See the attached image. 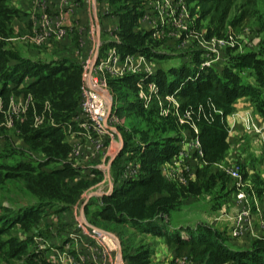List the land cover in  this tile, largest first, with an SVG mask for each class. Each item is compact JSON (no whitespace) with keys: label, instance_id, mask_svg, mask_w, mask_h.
<instances>
[{"label":"crops","instance_id":"crops-1","mask_svg":"<svg viewBox=\"0 0 264 264\" xmlns=\"http://www.w3.org/2000/svg\"><path fill=\"white\" fill-rule=\"evenodd\" d=\"M117 7L111 0H4L0 6V52L5 55L6 67L19 66L22 60L48 69L62 66L55 78L65 83L77 73L78 89L73 93V107L63 104L57 110L53 103L64 101L63 89L56 87L43 97L29 89L48 69L26 74L18 83L10 80L5 94L0 80V157L13 159L19 153V162L42 172L71 170L66 188L81 186L72 201L53 197L41 202L34 196L38 204L32 208L52 218L60 248L74 247L70 252L74 264H139L131 258L141 251H147V264H211L208 255H178L165 241L168 234L188 239L185 229L196 225L219 232L233 251L248 250L255 241L264 245V85H259L256 69L241 63L250 55L264 60V31L258 24L250 32V18H246L228 25L222 36L210 35L207 22L196 24L187 0H138L129 4L138 14L132 31L147 36L153 55L127 53L119 48L123 22ZM85 62H89L86 79L82 76ZM208 71L231 87L232 82L224 78L230 71L249 90L230 102L220 93L188 100L190 88L183 91L185 85L204 79ZM181 74L184 77L178 81ZM127 77L135 78L133 92L127 86L120 90L128 100L138 99L144 109L154 105L159 118H171L176 126V152L156 166L173 189L152 193L146 205L160 199L168 202L158 217L137 225L131 221L110 224L97 216L104 198L123 183L146 177L139 159L144 144L138 136L128 139L130 119L117 113L120 91L112 82ZM158 77L170 86L168 90L156 82ZM84 83L117 114L113 139L90 135L81 127L78 94ZM29 99L31 103L19 119L12 107ZM186 112H191V119L185 118ZM215 122L223 133V148L210 147L215 136L202 133V125ZM25 126L34 131L60 129L68 147L66 157L52 160L32 148L23 137ZM20 189L30 194L22 184ZM80 223L83 229L95 228L111 237L115 250L100 256L99 246L86 230H80ZM70 231L78 236L83 233L82 239L74 242L72 233L67 234Z\"/></svg>","mask_w":264,"mask_h":264},{"label":"trees","instance_id":"trees-1","mask_svg":"<svg viewBox=\"0 0 264 264\" xmlns=\"http://www.w3.org/2000/svg\"><path fill=\"white\" fill-rule=\"evenodd\" d=\"M192 4L190 14L196 15V24L204 21L207 22V32L210 35L222 36L228 25H235L238 22L250 18L251 6L254 0H187ZM4 0H0V6ZM112 4L117 5V10L122 12V42L119 47L122 52L133 53L140 51L151 56L150 41L146 35L133 33L132 27L137 12L135 8L129 9V4H136L138 0H111ZM264 6V0L261 1ZM238 5V6H237ZM257 8L254 10L256 13ZM236 13L231 17V15ZM238 11V12H237ZM262 31H264V11L257 19ZM256 69L258 83L264 85V60L256 59L254 55L246 56L241 62ZM63 64V63H60ZM79 70L78 67H76ZM48 66L37 64L28 60H22L19 66L7 68L4 53L0 52V80L2 81V94L7 93L6 85L12 80L18 83L26 74H40ZM63 67L57 66L48 69V72L30 86V90L36 96L43 97L48 92H53L56 87L61 88L64 92L61 94L63 102L53 103L55 109L60 110L63 104L67 108L74 105L73 93L78 89L77 73L71 75V80L60 83L56 79V75L62 72ZM184 77L181 74L178 81ZM224 78L227 82H232V86L223 85L226 83L221 78L209 72L204 79L187 83L183 91L189 89L187 98L190 101H197L205 96L216 94L226 96V101L230 102L235 97H239L246 93L248 86L243 85L236 75L230 71H226ZM134 77H127L123 80H115L112 82L117 91L121 87L127 86L128 90L134 91ZM156 82L160 84L162 89H169L170 86L165 85L162 78H157ZM173 86V85H172ZM252 91L254 89L250 88ZM182 91V92H183ZM79 95V94H78ZM127 94L121 92L117 96L119 117L129 118V125L132 133L128 135V139L138 136L144 144V149L139 152V159L142 170L146 177L129 183H123L121 187L115 190L111 196L104 198V206L97 213L100 219L110 224H122L124 221H131L134 225L144 221H152L163 210L166 200H157L152 205L147 206L148 197L155 192L163 189L172 191L170 184L163 181L159 175L156 166L170 159L176 152L174 142L176 137L170 136L169 133L175 132V122L171 118H159L154 105L148 109H144L140 101L128 100ZM56 116V115H55ZM57 117V116H56ZM217 122L211 126L202 125V133H212L215 137L210 141V147H224L223 133L217 129ZM23 137L25 141L34 149H40L45 152L50 159L60 160L66 157L68 147L62 142V135L58 128H43L38 131L31 130L28 126L23 128ZM211 135V134H210ZM138 149V148H137ZM210 158V157H209ZM211 159V158H210ZM0 184L6 181L12 183L17 182L33 196L38 197L41 202L52 200V198H66L72 201L81 188L80 185L67 189L65 179L71 176V170L64 168L62 170L52 172H42L37 168L23 162L14 165L0 164ZM41 214L36 208L18 210L17 212L7 211L0 217V233L4 226H12L18 222H25L29 218H38ZM10 217L12 218L11 220ZM36 224V223H35ZM32 229V228H31ZM189 234L188 239H182L179 235H166L165 241L170 248H173L178 255L193 256L194 258H202L209 256L211 264H264V245L260 241L252 243L248 250L233 251L225 244L222 235L205 225H196L193 228H186ZM147 251H141L131 259L139 260V264H147L144 259L147 257Z\"/></svg>","mask_w":264,"mask_h":264},{"label":"rangeland","instance_id":"rangeland-1","mask_svg":"<svg viewBox=\"0 0 264 264\" xmlns=\"http://www.w3.org/2000/svg\"><path fill=\"white\" fill-rule=\"evenodd\" d=\"M261 1L262 0H254L255 3L251 6L250 32H254L256 26L259 27L257 19L264 11V6H262ZM256 8L257 10L254 14L253 12ZM262 37H264V32L262 33ZM166 65L171 66V62H167ZM174 134L173 132L169 133V135L172 136H175ZM19 161V153H16L13 159H11L9 155L6 158L0 157V164H7L9 166ZM3 172L4 170L0 173V178L3 176ZM20 186V183H12L10 181L0 184V217L3 216L6 211L7 213L12 211L17 212L18 210L24 211L38 204L34 196L23 193ZM12 218L15 217H10L9 220ZM40 222L46 223V226L42 228V235L49 241L51 249H58L61 247L56 244V239L54 238V224L52 218L43 215H40L38 218H29L25 222H18L12 226H4L3 231L0 233V264H59L56 261H47L48 257L55 260L54 256L50 255L51 251H49V255H44L36 253L33 249L31 228ZM71 233L73 234V231L67 232V234Z\"/></svg>","mask_w":264,"mask_h":264},{"label":"built area","instance_id":"built-area-1","mask_svg":"<svg viewBox=\"0 0 264 264\" xmlns=\"http://www.w3.org/2000/svg\"><path fill=\"white\" fill-rule=\"evenodd\" d=\"M88 69L89 62H85L83 69V78L86 79L88 77ZM99 89L102 87L98 86ZM155 87V86H153ZM31 100L29 99L23 105L12 107V113L15 115H19V119L26 113ZM78 107L79 114L81 117V127L88 131V134L92 135H103L109 139H113L115 137V126L119 122L117 114L109 109L106 105L105 100L98 95L87 83H84L80 87L79 95H78ZM185 118L191 119V112L185 113ZM12 120H9L8 124H11ZM202 154V152H200ZM45 223L40 222L36 224L31 229V240L33 244V249L36 253L49 255V251H51L50 255L54 256L53 260L51 257H48L47 261L50 262H58L59 264L63 263H73V259L71 258L70 252L74 251V247L72 245H67L63 248L51 249L49 241L44 238L42 235V228H44ZM80 230H86L87 234L92 236L95 244L99 246L98 253L100 256H104L107 253H111L115 250L116 244L114 240L104 234L96 230L95 228H87L83 229V224H78ZM72 234V239L74 242H78L82 239L83 233Z\"/></svg>","mask_w":264,"mask_h":264}]
</instances>
